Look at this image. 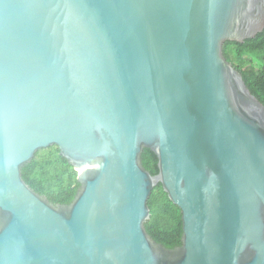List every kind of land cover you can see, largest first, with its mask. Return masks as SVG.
Instances as JSON below:
<instances>
[{
  "label": "water",
  "instance_id": "obj_1",
  "mask_svg": "<svg viewBox=\"0 0 264 264\" xmlns=\"http://www.w3.org/2000/svg\"><path fill=\"white\" fill-rule=\"evenodd\" d=\"M263 28L264 0H0V264H264V104L223 52ZM53 144L68 204L21 174Z\"/></svg>",
  "mask_w": 264,
  "mask_h": 264
},
{
  "label": "trees",
  "instance_id": "obj_2",
  "mask_svg": "<svg viewBox=\"0 0 264 264\" xmlns=\"http://www.w3.org/2000/svg\"><path fill=\"white\" fill-rule=\"evenodd\" d=\"M225 57L241 72L248 88L264 104V28L243 42L227 40L223 44ZM158 158L148 147L141 153V163L152 174L158 172ZM25 182L53 203L68 204L79 187L77 170L60 154L55 144L39 148L33 158L21 168ZM150 217L146 231L166 247L181 244V210L157 182L149 195Z\"/></svg>",
  "mask_w": 264,
  "mask_h": 264
}]
</instances>
